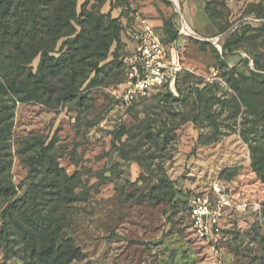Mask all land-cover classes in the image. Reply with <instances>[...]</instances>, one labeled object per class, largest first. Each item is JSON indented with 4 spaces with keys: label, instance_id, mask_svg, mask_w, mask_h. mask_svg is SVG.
<instances>
[{
    "label": "rangeland",
    "instance_id": "obj_1",
    "mask_svg": "<svg viewBox=\"0 0 264 264\" xmlns=\"http://www.w3.org/2000/svg\"><path fill=\"white\" fill-rule=\"evenodd\" d=\"M177 3L180 11L174 0H88V8L114 20L115 40L94 81L88 85L87 80L69 99L59 96V79L47 97L3 98L13 106L14 196L31 183L49 190L50 177L21 161L25 143L38 148L44 142L46 153L70 178L72 224L64 234L82 252L71 264H210L212 254L192 231L184 201L192 193L211 194L217 184L233 205L221 220L219 264H264V114L259 99L250 96L242 103L230 85L232 76L260 79L250 74L258 72L252 52L264 53V33L258 29L264 27V0ZM131 11L149 17L166 38L165 28L175 34L182 70L175 91L162 88L129 107L116 95L131 50ZM234 32L236 48L222 52ZM62 40L52 55H58ZM38 62L39 56L26 66H12L4 55L0 79L23 78L30 68L36 71ZM189 87L204 96L198 111L189 95L180 98L179 88L187 92ZM166 92L172 97H163ZM0 264L22 263L6 259L0 244Z\"/></svg>",
    "mask_w": 264,
    "mask_h": 264
},
{
    "label": "trees",
    "instance_id": "obj_2",
    "mask_svg": "<svg viewBox=\"0 0 264 264\" xmlns=\"http://www.w3.org/2000/svg\"><path fill=\"white\" fill-rule=\"evenodd\" d=\"M77 3L78 0H0V57L9 56L12 66H26L39 56L35 72L30 68L18 80L7 76L0 79V198L4 201L0 207V244L6 259L16 257L22 264H71L82 258L81 250L64 234L72 224L68 213L74 199L73 192L67 188L70 178L46 153L44 142L38 148L25 143L19 155L25 167L33 172L44 171V178L50 177L49 190L44 192L31 183L28 190L14 196L9 142L13 106L3 101L9 94L21 102L47 97L56 89L54 83L58 79L62 82L59 96L69 99L87 80L88 85L94 81L99 62L106 58L115 40L114 20L109 13L100 14L88 8V0L81 2L77 12ZM258 29L264 33V27ZM164 31L168 40L173 41L175 34L166 28ZM236 33L221 45L222 52L236 48L234 44L239 36ZM62 38L58 55H52ZM252 60L258 72L251 71L250 75L260 79L246 82L238 77L250 79L249 76H232L230 85L242 103H248L250 96L259 99L264 114V53L253 51ZM179 93L184 99L189 95L198 111L204 99L201 90L189 87L183 92L179 88ZM165 96L172 97L170 92ZM260 160H264V151ZM41 192L47 195L40 196ZM184 202L189 211L188 198Z\"/></svg>",
    "mask_w": 264,
    "mask_h": 264
},
{
    "label": "built area",
    "instance_id": "obj_3",
    "mask_svg": "<svg viewBox=\"0 0 264 264\" xmlns=\"http://www.w3.org/2000/svg\"><path fill=\"white\" fill-rule=\"evenodd\" d=\"M127 32L131 50L125 59L122 88L116 95L130 105L151 92L168 87L175 91L182 70L181 50L176 40L169 41L156 26L138 11L128 16ZM192 231L209 248L210 264H219V249L223 241L224 212L233 205L221 184L211 194L192 193L188 198Z\"/></svg>",
    "mask_w": 264,
    "mask_h": 264
},
{
    "label": "bare ground",
    "instance_id": "obj_4",
    "mask_svg": "<svg viewBox=\"0 0 264 264\" xmlns=\"http://www.w3.org/2000/svg\"><path fill=\"white\" fill-rule=\"evenodd\" d=\"M174 3L176 4V8H177V10L180 11V10H179V6H178V3H177V0H174ZM183 23H184V21H183ZM186 26H187V25H186ZM183 28H184V27H183ZM184 29H185V28H184ZM186 29L188 30V32H190V33H194L189 27H187Z\"/></svg>",
    "mask_w": 264,
    "mask_h": 264
}]
</instances>
